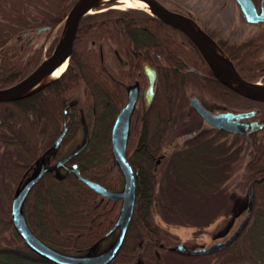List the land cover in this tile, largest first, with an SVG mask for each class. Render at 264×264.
Wrapping results in <instances>:
<instances>
[{
	"label": "trees",
	"instance_id": "obj_1",
	"mask_svg": "<svg viewBox=\"0 0 264 264\" xmlns=\"http://www.w3.org/2000/svg\"><path fill=\"white\" fill-rule=\"evenodd\" d=\"M75 1L0 0V88L21 80L51 52ZM113 4L81 17L69 63L60 76L30 94L0 101V173L6 196L11 202L26 171L54 142L62 128L64 104L80 87L85 89L88 141L69 162L77 163L82 175L106 188H120L123 178L112 158L110 127L124 104L125 84L138 80L142 89L147 86L143 72L147 63L156 71L154 95L150 104L142 101L135 111L127 142V158L136 175L134 210L123 243L109 264H159L162 253L179 258L207 255L216 264H264V101L248 98L220 81L180 30L144 8ZM179 12L220 43L217 33L197 17ZM39 28L47 29L48 37L54 33L46 49L39 45L30 50L26 43L10 42L25 30ZM228 51L243 76L252 80V34ZM188 89L238 110L256 109L263 127L246 137L234 134L228 144L226 139L218 142L221 137H208L158 163L165 136L187 106ZM70 111L72 122L54 159L72 150L83 120L80 105ZM240 169L234 186L244 190L253 182L254 200L234 241L199 255L173 251L174 241L161 224L182 229L210 224V218L227 207L229 182ZM117 202L96 193L72 172L47 170L30 189L23 214L44 243L64 253L80 254L107 241ZM6 233L14 245L1 242ZM0 264L55 263L29 249L10 218L0 216Z\"/></svg>",
	"mask_w": 264,
	"mask_h": 264
},
{
	"label": "water",
	"instance_id": "obj_2",
	"mask_svg": "<svg viewBox=\"0 0 264 264\" xmlns=\"http://www.w3.org/2000/svg\"><path fill=\"white\" fill-rule=\"evenodd\" d=\"M144 5L152 11V13L164 20L166 23L172 27L183 32L197 47L202 57L206 61L209 68L212 70L216 77L217 73H224L230 78L236 80L245 90V94L238 93L257 100L264 101V92L260 90L258 84L264 83V81H250L245 79L240 75V73L235 68L232 61L221 52L214 50L210 47L204 39L200 37L198 33L190 29L184 22V17L190 18L178 11L172 10L165 6L159 0H140ZM90 0H76L72 8L69 10L66 18L63 22V27L59 36V39L52 49V51L45 56L38 65L31 70L25 77L16 83L9 85L4 88H0V101H11L16 98L30 94L39 88L49 84L55 80L58 76L62 74L65 68L68 65L72 49L73 42L76 35L78 23L81 17L89 13L87 11L88 4ZM112 2V1H111ZM237 3L242 16L248 21H256L264 19L262 15L256 14L255 8L252 4V0H235ZM264 5V0L262 1ZM71 14V18H70ZM70 18L71 24L69 31L65 36H63V31L65 28L66 20ZM191 19V18H190ZM192 20V19H191ZM193 21V20H192ZM194 22V21H193ZM198 31L211 38L207 35L195 22ZM219 47V46H218ZM220 48V47H219ZM66 62L64 70L53 80L43 84V86L27 92L25 94H20L22 90L29 87L52 69H54L59 64ZM144 73L147 78V87L144 90V97L147 103H150L153 93L154 86L156 83V72L149 64H144ZM219 78V77H218ZM220 79V78H219ZM221 80V79H220ZM223 81V80H222ZM224 82V81H223ZM226 83V82H224ZM227 84V83H226ZM229 85V84H227ZM230 86V85H229ZM231 87V86H230ZM139 94V83L136 81L127 86V96L124 105L116 113L111 127H110V149L114 163L117 165L120 170L123 178L122 186L119 189H108L104 185L100 184L97 181L91 180L90 178L82 175L79 171L77 163H72L71 165H66L65 163L79 153L85 146L88 141V133L85 132V137L83 142L77 146L75 149L71 150L69 153L64 155L62 158L57 160L54 163V168L65 167L67 172H72L74 176L85 183L89 188L94 190L96 193L107 197L111 200L120 201L119 209L114 219V222L110 230L106 234H110L114 230H117L116 237L112 244L105 248L104 250L97 253H80V254H68L54 249L53 247L44 243L36 234L30 229L27 224L24 214H23V204L24 201L34 184H36L42 175L49 170L47 167V157L53 151H56L60 145L62 137L68 127V124L64 123L60 133L54 140V142L41 154L40 158L37 160L36 168L29 175L26 176L20 183V185L15 189L14 194L10 203V221L13 225L16 233L21 237L24 244L37 253L39 256L55 263V264H109L118 253L127 228L129 226L136 198V175L133 170L130 162L127 158V142L130 133L132 115L135 109L136 100ZM70 104H67L64 108V113L67 112V107ZM190 105L192 108L207 122L210 126L216 127L219 129H224L233 133L244 134L247 131H256L263 127V123L259 122L257 119L253 118L257 110H239L237 112H220L217 114H212L210 111L205 109L198 101L196 97L190 99ZM244 119H251L249 121H243ZM254 200V183H250L248 187V200H247V210L246 214L238 224L236 229L230 234L228 238L222 241H217L211 243L207 247L200 248H189L182 243H177L171 247V249L180 254L186 255H199L204 253L213 252L219 250L234 241V239L241 232L245 226L252 208Z\"/></svg>",
	"mask_w": 264,
	"mask_h": 264
},
{
	"label": "rangeland",
	"instance_id": "obj_3",
	"mask_svg": "<svg viewBox=\"0 0 264 264\" xmlns=\"http://www.w3.org/2000/svg\"><path fill=\"white\" fill-rule=\"evenodd\" d=\"M167 7H175L181 11H186L189 14L197 17L201 23L209 28L210 31L214 33L221 34L223 37H227L229 35L238 32L243 29L242 21L238 15L237 7L235 5L234 0H159ZM116 3L115 7L123 8V4L114 1ZM102 6V5H101ZM120 6V7H119ZM144 8L147 11L148 8L145 6L138 7ZM93 12V11H92ZM152 12V11H151ZM200 27V26H199ZM248 27V26H246ZM250 28V27H249ZM54 33H52L49 37L47 36V29H30L26 35H23V32L15 36L10 40V42L15 44H23L29 45L30 50L42 45L44 49L48 46L50 41L53 38ZM30 40V44H27V41ZM144 89V88H143ZM193 89H188V97L190 96H198L202 99V102L210 105L212 101L203 94L198 93ZM74 100L79 102L80 108L83 112V120L79 125V130L77 133V137L75 139V143L72 150L79 146L85 137V128L84 125L87 123L86 117V109L84 106L85 100V89L84 87H80L77 93L74 95ZM214 104V103H213ZM184 115L178 120V122L174 125V127L169 131V133L165 136L163 140V148L162 154L166 157L171 154V152L175 149V144L179 142L181 137V131L187 129V131L192 130L197 125L193 123V118L195 117L193 111L190 110L187 105L183 109ZM136 113V112H135ZM135 113L132 117V121H135ZM133 121V122H134ZM193 121V122H191ZM224 139H229L228 136L224 137ZM174 145V146H173ZM2 152L3 146L0 143V163L2 160ZM54 156L51 155L48 158L47 165L52 166L55 162ZM247 157L244 159V163ZM36 163L33 164V169L36 167ZM117 168V167H116ZM114 167V169L116 170ZM32 168L28 171L27 176H29L34 170ZM33 170V171H32ZM242 169L237 171L229 182L230 195L231 198L228 201L227 207H223L222 212L218 213L210 218L211 223L204 226L201 229L188 228L182 229L175 225L161 224L165 232L173 239L174 245L177 243H182L189 248H200L207 247L211 243L222 240V237L229 236L237 227L239 222L242 220L247 208V200H248V187L244 190H240L239 188L234 186V181L237 180ZM57 173H63V170H58ZM26 177L23 176V179ZM10 200L6 196L3 190V178L0 173V216L9 217L10 213L7 212V205L10 206ZM118 209L120 205V201L117 202ZM117 209V212H118ZM225 210V211H224ZM157 220V218H156ZM117 234V230H114L110 233L107 241L104 244H96L91 247L88 251L83 253H97L112 244ZM5 238L1 239V242L4 244H15V240L12 238L11 234L6 233L4 235ZM223 237V238H224ZM159 264H216L215 258L207 255L202 256H191L185 258H179L171 255H164L163 253L158 257Z\"/></svg>",
	"mask_w": 264,
	"mask_h": 264
},
{
	"label": "flooded vegetation",
	"instance_id": "obj_4",
	"mask_svg": "<svg viewBox=\"0 0 264 264\" xmlns=\"http://www.w3.org/2000/svg\"><path fill=\"white\" fill-rule=\"evenodd\" d=\"M263 0H252V4L255 8V11H256V14L258 15H262L263 18H264V5L262 3ZM235 2V0H234ZM235 5L237 7V11H238V15L242 21V24H243V29L239 30L238 32H235L234 34L232 35H229L227 37H223L221 34H217L218 35V42L217 45L220 47V49L224 52V54L232 61V63L234 64L233 62V56L231 54H229L230 52L228 50H232L233 49V46L236 45H240V43L242 42H245L248 38V36H250L252 34V80L250 81H264V46L262 48H260V45H262V43H264V19H260V20H256V21H248L246 20L243 16H242V13L237 5V3L235 2ZM248 26V27H246ZM250 27V28H249ZM22 33V32H21ZM28 33V30H25L23 31V35H26ZM27 44H30V40L27 41ZM145 64V63H144ZM144 64H143V72H144ZM235 66V64H234ZM152 67V66H151ZM153 68V67H152ZM235 68L237 69V71L240 73V75L242 77L243 74L240 72V70L237 68V66H235ZM155 70V69H154ZM211 70V69H210ZM212 71V70H211ZM156 72V71H155ZM198 72V71H196ZM213 73V72H212ZM145 74V73H144ZM214 74V73H213ZM218 78V77H217ZM245 78V77H244ZM219 79V78H218ZM247 79V78H245ZM220 80V79H219ZM248 80V79H247ZM138 83L139 81L136 80ZM134 81V82H136ZM222 81V80H220ZM133 82V83H134ZM223 82V81H222ZM127 86L128 84H125V87H126V94H125V100H124V103L126 101V96H127ZM155 87V86H154ZM233 89V88H232ZM144 89H142L140 87V84H139V94H138V97H137V100H136V104H135V109H134V112H133V115L135 113V111L138 109L139 105L142 103V101L144 102V104L148 105L150 103H147L145 97H144ZM193 91V90H191ZM196 91V90H195ZM189 94V93H188ZM188 94H187V98H188V103L187 105L189 106L190 110L193 111L195 117L193 118L194 122L193 123H196L197 125L195 126L194 129L192 130H189L187 131L184 130V131H181V137L179 139V142L177 144H175V149L171 152H176V151H183V150H186L187 148L189 147H192L194 144L198 143L199 141H202L208 137H215L216 139H218L219 137H221L219 140H217L218 142L220 141H223L224 140V137L228 136L229 139H227V144L230 143L231 141V137L234 135V134H240V133H233V132H229V131H226L224 129H219V128H216V127H212L210 126L207 122L204 121V119L192 108V106L190 105V99L192 97H196L199 101V103L205 108L207 109L208 111H210L212 114H217V113H220V112H226V111H231V112H237L238 109L236 108H232V107H229L225 104H222V103H219L217 102L215 99L211 98L210 96H208L207 94H204L202 93L203 95H206L210 101H212V104L210 105H207L205 103L202 102V99L199 98L198 96H190L188 97ZM154 95V93H153ZM74 97V96H73ZM70 98L68 99L65 104H64V108L67 104H70L68 107H67V112L64 113V110H63V123H62V127L64 125V123L68 124V126L71 125V122H72V115H71V109L75 106H78L79 107V102H77L76 100H74V98ZM153 98V97H152ZM152 100V99H151ZM151 102V101H150ZM214 103V104H213ZM124 105V104H123ZM122 105V106H123ZM121 106V107H122ZM120 107V108H121ZM63 108V109H64ZM5 110H8V108H4ZM81 109V108H80ZM82 110V109H81ZM119 111V110H118ZM117 111V112H118ZM132 115V117H133ZM184 115V112H182L178 118V120ZM177 120V122H178ZM251 119H244L243 121H249ZM176 122V123H177ZM175 123V124H176ZM131 124H132V121H131ZM84 128H85V132L88 133V127L86 125H84ZM62 129V128H61ZM250 133V131H247L245 134V137ZM215 139V140H216ZM225 141V140H224ZM174 146V145H173ZM55 151L51 152L49 154V156L53 155ZM69 153V152H68ZM66 155V154H65ZM41 156V155H40ZM63 157V156H62ZM62 157H59L57 159H55V162L57 160H59L60 158ZM165 157L164 154L160 153V155L158 156L157 158V162L160 163L161 162V159H163ZM40 158V157H39ZM38 158V159H39ZM49 158V157H47ZM54 160V159H53ZM70 159L65 163L66 165H71L72 163L74 162H69ZM38 162V161H36ZM35 162V163H36ZM47 162H48V159H47ZM54 162V163H55ZM53 163V165H54ZM48 166L47 167L49 168V170H53L55 171L56 173L58 172V170H63V173H66V169L65 167H59V168H54V166ZM33 165L26 171V173L24 174V176L26 177L27 176V173L28 171L32 168L33 169ZM36 168V167H35ZM34 168V169H35ZM33 169V170H34ZM32 170V171H33ZM61 173V174H63ZM60 174V173H59Z\"/></svg>",
	"mask_w": 264,
	"mask_h": 264
},
{
	"label": "bare ground",
	"instance_id": "obj_5",
	"mask_svg": "<svg viewBox=\"0 0 264 264\" xmlns=\"http://www.w3.org/2000/svg\"><path fill=\"white\" fill-rule=\"evenodd\" d=\"M111 1H116V2H119V3L123 4V6H124L123 8H126V7H142V6H145L144 3L142 1H140V0H90V2L88 4L87 11L88 12H91L95 7L100 6V5H104V4H106L108 2H111ZM70 18H71V14H70ZM70 18H68L66 20L65 28H64V31H63V36H65L67 34V32L69 31L70 24H71ZM183 19H184V22L186 23V25L190 29H192L196 33H198L200 35V37L202 39H204V41L210 47H212L214 50H216L218 52H221V50L218 47V45L211 38H209L206 35L201 34L198 31L196 25L194 24V22L190 18L184 17ZM66 62L67 61L65 60L63 63H61L58 66H56L54 69H52L50 72H48L42 78H40L38 81H36L32 85H30L29 87L25 88L24 90H22L20 92V94H25L27 92H30L32 90H35V89L43 86V84H45V83L53 80L54 78H56L64 70L65 65H66ZM217 76L221 80H223L224 82H226L227 84H229L231 87H233L235 90H237L238 92H240L242 94H245L246 93L245 90H244V88L236 80H234L233 78H230L226 74L220 73V72L217 73ZM258 86H259L260 90H262L264 92V83H259Z\"/></svg>",
	"mask_w": 264,
	"mask_h": 264
}]
</instances>
